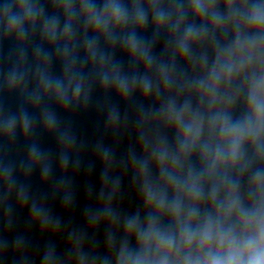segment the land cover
<instances>
[{
	"label": "water",
	"instance_id": "95a60500",
	"mask_svg": "<svg viewBox=\"0 0 264 264\" xmlns=\"http://www.w3.org/2000/svg\"><path fill=\"white\" fill-rule=\"evenodd\" d=\"M0 264H221L137 0H0Z\"/></svg>",
	"mask_w": 264,
	"mask_h": 264
},
{
	"label": "clouds",
	"instance_id": "9594fccd",
	"mask_svg": "<svg viewBox=\"0 0 264 264\" xmlns=\"http://www.w3.org/2000/svg\"><path fill=\"white\" fill-rule=\"evenodd\" d=\"M261 244H264V239L261 240ZM237 259L238 258L230 257L227 264H237ZM247 264H264V251H261L248 259Z\"/></svg>",
	"mask_w": 264,
	"mask_h": 264
}]
</instances>
